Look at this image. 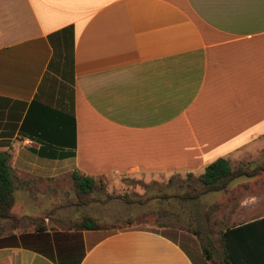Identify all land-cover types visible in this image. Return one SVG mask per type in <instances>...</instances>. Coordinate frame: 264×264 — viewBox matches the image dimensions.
Instances as JSON below:
<instances>
[{
    "label": "crops",
    "instance_id": "obj_1",
    "mask_svg": "<svg viewBox=\"0 0 264 264\" xmlns=\"http://www.w3.org/2000/svg\"><path fill=\"white\" fill-rule=\"evenodd\" d=\"M253 149L264 0H0V151L19 218L0 264H211L179 226L70 228L87 208L71 173L200 175Z\"/></svg>",
    "mask_w": 264,
    "mask_h": 264
},
{
    "label": "rangeland",
    "instance_id": "obj_2",
    "mask_svg": "<svg viewBox=\"0 0 264 264\" xmlns=\"http://www.w3.org/2000/svg\"><path fill=\"white\" fill-rule=\"evenodd\" d=\"M245 151L230 160L233 168L242 165L252 168L264 161V152ZM198 176L197 172L130 176L117 185L99 178L94 180L91 201L83 206L87 207V212L79 211L74 220L90 214L106 230L138 225L179 226L191 233L197 230L200 243L219 260L223 255V230L264 214V171L255 177L235 178L221 191L208 192L198 198H182L184 193L200 189ZM112 186L115 189L111 191ZM49 204H44L40 211L49 210ZM13 211L18 213V206ZM16 221L19 218L3 220L0 233L15 226Z\"/></svg>",
    "mask_w": 264,
    "mask_h": 264
},
{
    "label": "trees",
    "instance_id": "obj_3",
    "mask_svg": "<svg viewBox=\"0 0 264 264\" xmlns=\"http://www.w3.org/2000/svg\"><path fill=\"white\" fill-rule=\"evenodd\" d=\"M9 153L0 151V224L5 219H16L12 212L15 202L14 183L9 166ZM264 171V161L254 167L238 166L233 168L227 158L219 157L205 166L204 171L197 178L201 187L191 193H184L182 198L199 196L226 189L228 184L238 177H255ZM76 200L71 204L75 207L86 206L90 201V194L94 188V179L75 170L71 173ZM43 218L33 219L37 230H43ZM74 229H102L95 218L84 216L82 219L70 223ZM192 233L198 236L197 230ZM223 255L215 260L207 247L201 244L203 253L211 264H264V216L241 222L227 227L222 232Z\"/></svg>",
    "mask_w": 264,
    "mask_h": 264
}]
</instances>
